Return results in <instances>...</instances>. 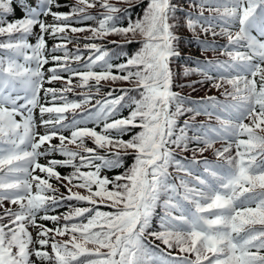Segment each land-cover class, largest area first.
Returning <instances> with one entry per match:
<instances>
[{"label":"snow or ice","instance_id":"snow-or-ice-1","mask_svg":"<svg viewBox=\"0 0 264 264\" xmlns=\"http://www.w3.org/2000/svg\"><path fill=\"white\" fill-rule=\"evenodd\" d=\"M0 264H264V0H0Z\"/></svg>","mask_w":264,"mask_h":264},{"label":"trees","instance_id":"trees-1","mask_svg":"<svg viewBox=\"0 0 264 264\" xmlns=\"http://www.w3.org/2000/svg\"><path fill=\"white\" fill-rule=\"evenodd\" d=\"M71 3H74L75 0H69ZM113 2H118V0H113ZM16 15L19 16L21 15L20 13V10L17 9V12H16ZM181 35H184V36H189L190 33H187L186 31L181 33ZM110 39H116L115 37H110ZM130 47H133V46H130ZM180 48H181V58H180V61H178L177 63V67H179L180 65H182L183 61H184V57L185 55H191L193 57H199L201 59L204 58V56H208V57H211L212 56V53L211 52H208V53H201L199 48L196 47V46H189L186 42V40H182L180 42ZM188 79H197L196 76H191L189 77ZM176 91H180L182 92L184 95H191L192 97H196V96H203L205 93L202 92V91H199L197 90L196 92H193L191 89H176ZM212 92L214 93L215 90L213 89ZM181 119L183 120V117H181ZM207 118L204 117V116H198L196 117V121L199 122V121H202V120H206ZM212 123H215V120L213 119ZM217 146H219V144H217Z\"/></svg>","mask_w":264,"mask_h":264}]
</instances>
